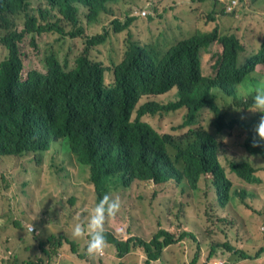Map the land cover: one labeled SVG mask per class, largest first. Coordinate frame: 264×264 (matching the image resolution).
<instances>
[{
    "label": "trees",
    "instance_id": "1",
    "mask_svg": "<svg viewBox=\"0 0 264 264\" xmlns=\"http://www.w3.org/2000/svg\"><path fill=\"white\" fill-rule=\"evenodd\" d=\"M200 1L207 0H196V3ZM209 1V11L213 15L224 10L222 15L227 18L212 23L207 14L205 20L192 22L200 30L176 39L161 50L157 48L158 35L178 28L183 22L180 17L185 14L174 15L159 24L157 19L163 17L161 11L170 8L161 10L160 5L148 0H139L130 12L125 10L124 19L113 18L114 28L113 25L104 26L100 14L111 15L112 12H107L109 4H117L119 0H46L45 8L39 9L40 17L28 12L29 0H0V47L4 48L0 52V157L8 158L5 162L19 159V165L8 171L26 175L39 194L26 198L29 216L55 203L50 217L57 219V206L63 199L59 196L65 190L72 192V202L82 197L80 191L93 192L95 201L91 210L103 195L119 188H125L121 192V202L126 208L124 192L136 185L175 184L174 192L155 195L158 204L147 222L126 208L130 223L125 227L119 218L121 204L115 215L106 216L104 252L91 256L100 262L110 252L118 264H127L131 252L138 248L145 256L143 264H165L164 257L169 260L167 255H174L175 262L181 264L183 255L192 251L196 254L193 258L196 263L202 242L192 228L216 222L215 214L207 219L205 210L199 208L206 186L215 202L212 209L216 212L225 209L247 232L261 234L263 243L252 255L240 249L241 246L235 247L233 241L213 240L210 250L203 251L208 254V261L202 264H211L218 248L223 250L225 263L241 264L239 260L260 258L262 254L264 260L261 222L256 230L254 224L249 225L247 221L255 216L264 217V206L250 201L256 192L249 189L264 181V173H260L264 172V140L253 134L255 115L251 113L249 120L246 119V112L253 103L252 96L260 86L244 96L235 88L237 83L244 81V70L236 67L241 40L234 31L220 30L236 20L246 0ZM82 7L87 9L83 13ZM84 13L87 15L82 16ZM21 19L24 29L18 27ZM97 24L106 28L104 33L90 34L88 29ZM107 29L127 33L124 61L113 71L117 82L108 88L103 79L104 64L96 57L107 45L103 44L109 33ZM46 33L60 34L40 50L46 72L33 69L25 73L26 37L30 36L31 44L39 48L36 37ZM70 38L82 40L83 48L73 49ZM210 42L225 46L222 68L215 79L199 72L198 51ZM108 46L118 48L120 43L109 38ZM174 87L177 95L180 94V101L172 107L184 103L190 107L192 128L177 139L162 135L148 122L147 115H155L160 106L144 97L149 92ZM201 107H207L205 110L214 114L209 120L211 131H206L207 126L197 125L201 112L196 114V111ZM262 115L258 113V117ZM235 124L247 130L243 154L226 149L223 144L219 148L217 143L224 135L222 127ZM64 139L72 153L61 142ZM31 153L43 159L47 157L48 162L44 166L24 162L26 155ZM5 162L0 163V185L8 183V191H16V200L1 201L0 220H8L24 211L19 201L27 190L26 182L19 183L8 177L10 173L4 170ZM61 170L63 176L56 174ZM259 190L264 191V187ZM109 196L118 199L116 194ZM189 207L196 209L188 210ZM90 210L85 213L89 214ZM244 213L248 214L247 218ZM187 219L193 221V226ZM218 220L226 226L227 233H233L230 220ZM43 222L50 224L46 219ZM43 222L35 224H40L41 228ZM85 238L83 251H79L76 240L51 234L41 243L42 257L50 259L52 253L60 252L64 243H69L77 257L87 259V231ZM6 240L11 241V238ZM189 242L194 244L192 248H188ZM177 243H180L179 248ZM17 246H8L5 253L13 254ZM0 258L1 263L10 261V257L0 255ZM23 264L36 263L27 260Z\"/></svg>",
    "mask_w": 264,
    "mask_h": 264
},
{
    "label": "rangeland",
    "instance_id": "2",
    "mask_svg": "<svg viewBox=\"0 0 264 264\" xmlns=\"http://www.w3.org/2000/svg\"><path fill=\"white\" fill-rule=\"evenodd\" d=\"M119 3L111 2L108 6L107 12H112L111 15L104 14L106 12H102L100 15H102V20L100 21L104 26L113 25L112 19L116 18L117 16H120L121 19L125 18L124 11L125 10H131L132 6H134L139 0H119ZM153 3H157L160 5V9L163 10L164 8H170L167 11H161L163 14V17H160L157 19V23L161 24L166 20H169L174 15L179 14H185L183 17H180V19L183 21L178 28L172 29L170 31H165L158 35V46L157 48L164 50L167 48L168 45H170L173 41L176 39L186 36L190 33H193L194 31L200 30L197 26L193 25L192 22L195 20H200L203 18L205 20V17L207 14L211 16L212 23L216 19L224 20L227 17L222 15V11L217 12L215 15L210 12V1H200V3H196V0H148ZM29 8L28 12L30 14H35L37 17H40L39 9L45 8L47 5L46 0H29ZM87 9L84 7L81 8V13L85 12ZM53 13H56V11H53ZM87 15V13L82 14V16ZM58 17L61 18L60 14L58 13ZM42 20V19H41ZM212 26H214L212 24ZM19 29H24V20L21 19L18 25ZM102 25L97 24L93 29H88V32L90 34H94L98 32L99 34H103L105 29ZM114 28V25H113ZM215 28V26H214ZM108 30V29H107ZM222 32L225 31H234L238 34L241 42L245 46V53L244 56H249L252 54H257L258 51L261 48V41L264 39V0H246L244 5L242 6L241 12L239 13V16L236 18V20L227 27L220 28ZM108 36L107 40L103 44H107L102 47L103 50H101L100 53H97L96 56L100 61H102L108 68L113 66L115 63L119 62L123 54L125 52L124 49V41L127 39V33L125 31L116 33L114 32V29L108 30ZM60 34L56 33H46L43 35H39L36 37V44L39 48H36L34 45L31 44V37L27 36L26 41V54L23 57L24 60V72L27 73L30 70L37 69L41 72H46V67L43 63V56L40 52L47 44L54 42V40L59 37ZM190 36V35H188ZM186 36V37H188ZM112 41H118L120 43V47H110L108 46V40ZM185 38V37H183ZM181 38V39H183ZM69 43L73 46V49H79L81 50L83 48V42L82 40H74L72 38L69 39ZM0 52L3 51V47H0ZM39 49V50H38ZM221 50V45L218 43H214L210 46V48L207 50L206 54H204V72L206 74H210L213 72V62L217 59V55L219 51ZM203 62V60H202ZM74 61L71 59V65H73ZM106 71L105 73V86L106 88L110 87L112 83L114 82V73L113 70L110 72ZM202 71V74L206 76ZM253 75H256L260 77L261 79H264V65H258L256 67V71ZM174 90V91H173ZM172 91V92H171ZM175 92V95H174ZM169 93V94H167ZM164 93L167 95H161V96H144L146 101L149 100H157L161 103H166L170 100H172L175 96V99L177 97V88L174 87L169 92ZM241 96H244L247 94V92L241 91ZM184 111H186V108H181ZM179 109V110H181ZM253 111V110H251ZM250 111V112H251ZM213 113L204 110L202 111L198 124L206 126L209 123V120L213 117ZM148 122H150L158 131L160 132H172V133H180L185 131L187 128L182 127V121H183V112H175V113H158L156 115H147ZM61 142L68 148L69 144L67 140H61ZM58 142H56L57 144ZM231 149L238 153L243 154L245 151L236 145H231ZM70 153H72L70 151ZM70 157L76 159L72 154L69 155ZM13 158V157H11ZM10 159V158H9ZM24 162H30L33 164H40L43 165L48 162L47 157L44 159L39 154H28L26 155ZM58 163L60 161L57 159ZM5 162V161H4ZM1 163V162H0ZM20 161L17 158H13L7 162H5L4 170L6 173H10L13 170L14 167H17L19 165ZM226 163L225 165H227ZM264 173V172H260ZM61 176L64 175L63 170H61V173H56ZM8 177H11V179H14L16 182L22 183L26 182L27 190L24 194V197L22 201H19V204L22 208V212H18L14 214L11 218L8 220L2 219L0 220V249L4 250V253L0 252L1 256H4L6 258L10 257V261L6 263H1L0 258V264H23L27 260H31L35 262L36 264H118V261L115 260L112 256L109 254L104 258L103 262H100L98 258L88 256L87 259L79 258L75 255L76 251H71L70 248H73L69 243H64L62 249L58 253H52L50 259H43L42 257V251L39 248V243L43 240H45V236L48 234H62L63 236L69 237L70 239L76 240L78 245L76 246V249L79 251H83V245L85 243V238L82 235L80 238H73L71 236V230L72 227L80 223L82 226H86L87 221L85 220L86 217H88V214H86V210H90L92 204L95 201V194L91 191H80L82 194V197L72 202V192L71 191H64L59 198L62 196L63 199L57 206L58 211V217L57 219H52L51 216V209L53 205H51L49 208L41 207L40 209H37L34 215L31 217L28 214V206L26 198H35L39 194L37 193L34 184L32 181L23 173L21 172H15L10 173ZM8 177H6L8 179ZM10 179V180H11ZM2 183V171H0V184ZM211 189L212 193L215 195L214 187L212 184ZM174 183H167V184H145V185H136L132 187L131 190L124 192V200H125V206L129 210H133V212L137 216H142L144 218V221L147 222L149 220V217L153 215L155 206L158 204L155 198L158 197L161 194L164 193H172L174 192ZM264 187V181L257 185V186H250L249 189L254 190L256 194L250 198L251 202H255L257 205L264 206V191H260V188ZM12 188V186H11ZM125 188H119L115 191H111L109 195L116 194L118 200L120 201L121 207H122V214L119 216L120 222L126 227L127 223H130L127 218L126 208L123 207V203L121 202L122 196L121 192H123ZM16 195L15 190L8 191V183L1 186L0 185V203L1 201L3 203H10L13 200H16L14 196ZM141 197L144 199L141 200ZM84 202H87L88 205L84 204ZM215 202L212 199V196L208 194L207 186L204 189L203 197L200 202V207L203 210H205V214L207 216V219L209 215L215 214V223L213 225H210L209 223H205L202 225H196L192 228V231L198 234L199 240L202 242V249L198 253V259L196 263H193V258L196 254H194V251H192L189 255H183V260L181 264H202V262L208 261V254L204 253L203 251H209L210 250V243L213 240H220L221 242H225L227 240L233 241L236 246H241L240 249L246 251L249 254L255 255L257 252L256 247L260 246L263 243V240L261 238V234L256 233L255 235L250 234L247 232L243 227H241L236 220L227 213L225 209H220L219 211H215L212 209ZM195 207H189L188 210H194ZM187 210V211H188ZM42 211L46 212L47 215L45 217L46 220L50 222V224H47L48 226L43 227V232L40 230V224L36 225L35 222L38 221L41 218ZM19 215L20 221H23V223H20V225L15 224V218ZM247 213H244V217L247 218ZM218 218H227L231 221V225L233 227V233H227L226 226L223 225ZM264 219V217L261 216H255L250 219H247L249 222V225L254 224V228L256 230H259V223ZM189 221L190 226H193V221L191 219H187ZM17 221H19L17 219ZM19 221V222H20ZM39 222V221H38ZM24 224L25 227H21V225ZM139 222H135V225H138ZM32 225L34 227V230L32 232H28L26 226ZM112 225V224H111ZM113 226V225H112ZM261 231V230H260ZM262 232V231H261ZM39 234H41L39 236ZM35 236H39L38 243L35 239ZM6 238H11V241H7ZM183 243V242H181ZM15 244H18L16 249L13 251V254L5 253L8 246H13ZM194 244L192 242L188 243V248H192ZM176 247H180V243L176 244ZM53 250V249H52ZM216 257L223 255L225 258V255L223 253L222 248H218L216 251ZM114 253V251H112ZM132 254L127 258L126 262L127 264H143V261L145 259V256L142 254L141 250L138 248L135 249ZM60 254V255H59ZM178 255H181L180 253H177ZM169 260H166V257H164V263L165 264H179L178 262H175L177 258L174 255H167ZM263 254L260 258H246L243 260H239L241 264H264L263 260ZM221 258L225 261L223 257H217ZM213 260V259H212ZM210 260V262L212 261ZM154 264H160L157 262H154ZM229 264V263H225Z\"/></svg>",
    "mask_w": 264,
    "mask_h": 264
},
{
    "label": "clouds",
    "instance_id": "3",
    "mask_svg": "<svg viewBox=\"0 0 264 264\" xmlns=\"http://www.w3.org/2000/svg\"><path fill=\"white\" fill-rule=\"evenodd\" d=\"M114 32L118 33L117 31H114ZM212 44L213 43L210 42L208 45L200 47V49L198 51L199 72L201 75H203L202 71L204 72V58H203V56H204V54H206L207 50L210 48V46ZM239 45H240V50H238V53L236 56V67L239 69H243L245 73L242 76V78H244V81L237 83L235 85V88L237 90H240V92L241 91L248 92L249 90L253 89L255 86H260V87H257L255 94L252 96V102L253 103L249 106L248 111L246 112V119H247V121L249 120V115L251 113H253L255 115L256 120H255V124L253 127V134H254V136L259 137L261 140H264V79H261L260 77H258L256 75H253L255 73L256 67L258 65H264V59H263L264 58L263 57L264 39L261 41V48L258 51V53L252 54L249 56H244V53H245L244 44L242 42H240ZM224 52H225V46L222 47V45H221V50L219 51V53L217 55V59L212 64L214 71L211 72L210 74H206L204 72L206 77H210L213 79L218 78V76L220 74V70L222 68L223 60H224ZM123 56H124V54H123ZM122 59H123V57H122ZM122 59L119 62L115 63L110 68H108L103 63L104 64L102 66V68H103V79L105 78L106 71H108V72L109 71L111 72L112 70L115 71L117 66L120 65L121 62L124 61ZM202 60H203V62H202ZM116 82L117 81L114 80V83H116ZM169 91L170 90L167 89V90L162 91V92H149V93H147L148 95H145V96L167 95V94H169V93H167ZM164 93H167V94H164ZM174 95H175V92H174ZM149 101L151 103H155V104L160 106V108L157 110L156 114L165 113V112L166 113H175V112H179V111L183 112V121H182L181 125L183 128H187V129L183 132H180V133L160 132L159 131L162 135H170L171 137L177 139V138H180V137L188 134L192 130L191 122L189 121L190 107L185 103L181 104L177 107H172L175 103L180 101V94L177 95L176 99L174 96V98L172 100H170L166 103H161L157 100H149ZM183 107L186 108V111L181 109ZM206 108L207 107L199 108L196 111V114L199 112L202 113V111H204ZM179 109H181V110H179ZM251 110H253V111H251ZM258 113H262L263 115L261 117H258ZM197 125H199V124H197ZM206 126H207L206 131H211V127L209 126V123ZM222 131L224 134L223 137L217 139V143L219 145V148H221V144H223L226 149L231 148L230 147L231 145H236V146H239L240 148H242L243 150H245V143H246V139H247V130L245 128H242L240 125L235 124V125H231V126H223ZM6 160H8V158L0 157V162H4ZM119 208H120V201L118 199H114V198L110 197L108 194H105L102 196V198L99 199V201L95 204V206L90 210L88 217H87L86 226L85 225L82 226L80 223H77L72 227L71 236L73 238H80L82 235L85 238L86 231H87L88 238H87L86 246H85V252L87 255L94 256L98 253L103 254L104 247L106 245V238L104 235V222H105L106 216L115 215L116 212L119 210ZM45 209L46 208H44L43 210H45ZM46 215H47V213L42 211L41 218L38 220L40 222V224L43 222V220H45ZM15 219H16L15 220L16 225H20V223L24 222V220L20 221L19 215H17ZM17 219L20 222L17 221ZM47 224L48 223L43 222L42 227L40 228L41 232H43V229H42L43 227L48 226ZM263 226H264V219L261 221V226H260V230L262 232H264V229H262ZM21 227H25L24 224H22ZM26 228H27L28 232H32L34 230V227L32 225H27ZM0 232H1V229H0ZM40 235L41 234H39V236ZM49 235H51V234H48L47 237H45V238L47 239ZM39 236L38 237L35 236L37 243H38ZM45 240H43V241H45ZM43 241H41L39 243V248L42 251V256H43V250L41 247V243ZM217 257H223V255H220ZM217 257L212 260L211 264H214L218 260H222L223 264H225V261L223 259L217 258Z\"/></svg>",
    "mask_w": 264,
    "mask_h": 264
},
{
    "label": "built area",
    "instance_id": "4",
    "mask_svg": "<svg viewBox=\"0 0 264 264\" xmlns=\"http://www.w3.org/2000/svg\"><path fill=\"white\" fill-rule=\"evenodd\" d=\"M262 229H264V226H263ZM214 264H223V261H222V260H218V261H216Z\"/></svg>",
    "mask_w": 264,
    "mask_h": 264
}]
</instances>
